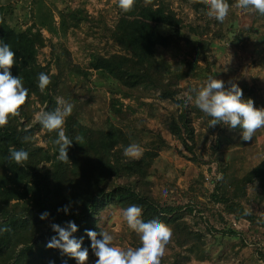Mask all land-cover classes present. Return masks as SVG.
<instances>
[{
  "label": "trees",
  "instance_id": "16d2710c",
  "mask_svg": "<svg viewBox=\"0 0 264 264\" xmlns=\"http://www.w3.org/2000/svg\"><path fill=\"white\" fill-rule=\"evenodd\" d=\"M34 1L35 21L25 28L11 22L14 14L12 4H0V40L8 43L15 53L10 71L12 75H19L28 89L18 114L10 116L8 123L0 127V264H49L50 261L54 264H76L74 258L62 254L59 249L46 247L49 239L56 235L51 225L57 223L66 227L67 221L77 225L73 235L84 237L81 246L88 248V257H95L85 230L104 231L101 225L103 212L111 205L124 209L130 204L141 207L143 219L155 214L171 228L174 242L186 253L176 251L173 260L167 264H183L184 260L191 259V251L204 243V234L192 229L184 220L187 212H194L192 205L161 204L152 192V162L159 155L160 145L145 150L138 158L126 156L124 149L134 143V135L110 123L107 129L110 147L90 155L85 153L86 150L95 138L106 131L84 125L71 112L62 127L65 135L73 140L67 149L68 159L59 160L57 146L52 142L56 131L49 132L34 121V115L40 109L36 106L37 101L43 105L44 111L57 107V89L65 69L71 67L64 58L69 53L66 49L54 54L58 68L56 73H50L51 61L44 65L39 61V50L46 45L42 28L50 25L53 11L44 0ZM179 1L188 4L197 13L208 10L203 0ZM232 2L228 0L229 4ZM70 15L72 25L93 19L87 10L80 7L74 8ZM160 25L169 27L171 33L162 32ZM182 27L183 20L176 16L167 0H134L129 11L119 10L111 31V39L122 53H92L90 66L119 81L126 98L156 97L175 101L180 106V112L177 117L174 114L170 116L167 126L183 144L193 149L189 141L194 143L196 135L190 109L183 98H177L180 92L178 80L190 71L181 65L172 69L167 60L156 55V48L167 46L172 38L190 41ZM189 28L194 31L193 26ZM256 28L252 29L255 31ZM194 42L200 48V57L207 60V78L213 74L208 59L210 43L200 38ZM72 68L88 76V71L78 66ZM40 72L48 74L50 81L43 91L37 86ZM41 130L43 133L37 135ZM39 136L45 145L39 144ZM221 143L220 140L214 146L215 151ZM9 147L23 148L28 152V159L19 165L9 160ZM217 158L225 177L228 166L223 154L218 153ZM223 181L222 177L215 183L214 199L222 201L226 210L234 213L239 220L249 221L250 226L258 222L256 214L250 211L245 214L247 208L242 204L241 197H245L249 183L257 182L261 190L259 197L264 198V158L245 174L229 179L227 188L221 192ZM65 205L68 206L67 213L62 210ZM58 208L61 210L57 211ZM44 211L49 215L42 220L39 216ZM259 220L264 227V220ZM132 233L138 245V234L133 230ZM259 253L264 259L263 251Z\"/></svg>",
  "mask_w": 264,
  "mask_h": 264
},
{
  "label": "rangeland",
  "instance_id": "374dc122",
  "mask_svg": "<svg viewBox=\"0 0 264 264\" xmlns=\"http://www.w3.org/2000/svg\"><path fill=\"white\" fill-rule=\"evenodd\" d=\"M44 1L52 9L53 17L50 25L42 28L46 45L39 50L38 59L43 65L51 61L50 73H56L54 54L66 49L69 53L64 58L71 65L64 71L56 99L71 103L72 112L84 125L106 131L92 141L85 153L94 155L110 147L107 133L110 123L134 135L133 144L141 151L139 157L145 150L160 145L159 155L152 162V192L161 204L192 205L194 212H187L184 220L192 229L204 234V243L194 248L191 259L184 260L183 264H264L259 253L260 250L264 253V227L259 220H264V198L259 197L258 183H249L245 197H241L242 204L259 218L252 226L246 219L236 218L222 201L213 197L218 180L224 178L222 192L229 179L245 174L264 158V126L254 132L251 140L243 141L239 128L229 129L221 124L208 126L211 117L197 112L194 102L189 101L187 105L196 136L194 143L189 141L193 149L188 148L167 126L170 116L177 117L180 112L175 101L156 97L126 98L119 81L90 66L92 53H122L111 39L120 10L117 0ZM7 3L14 7L11 17L14 25L25 28L35 21L34 0H0V4ZM167 3L183 20L182 30L190 38V41L172 38L167 46L156 48L157 57L167 60L172 69L181 65L190 71L178 80L177 98L185 100V93L191 94L190 89L202 86L206 80L207 60L200 57V48L194 42L200 38L210 43L208 59L214 77L222 79L225 87L232 82L238 83L243 98L250 97L255 107H264V15L254 9L237 8L233 0L228 15L220 22L209 17L207 12H195L179 0H167ZM78 7L87 10L93 19L72 25L70 12ZM159 27L162 32L171 33L169 27ZM254 27H257L255 31ZM72 66L88 71V76ZM36 106L40 107L38 111L43 108L39 101ZM41 133L43 130L37 135ZM220 140L222 143L215 151L214 146ZM38 142L45 145L40 136ZM220 152L228 166L225 177L219 169L217 154ZM122 210L111 205L103 212L101 225L113 236V246L126 250L138 245L122 218ZM180 250L171 235L159 258L160 264L169 263ZM181 252L186 253V250ZM95 259L88 257L85 264H93Z\"/></svg>",
  "mask_w": 264,
  "mask_h": 264
},
{
  "label": "clouds",
  "instance_id": "9594fccd",
  "mask_svg": "<svg viewBox=\"0 0 264 264\" xmlns=\"http://www.w3.org/2000/svg\"><path fill=\"white\" fill-rule=\"evenodd\" d=\"M207 4V15L222 22L229 12L228 0H203ZM134 0H117L119 9L129 11ZM237 8L254 9L264 15V0H236ZM14 51L10 45L0 40V127L8 123L10 116L19 112L21 105L25 103L28 89L23 85L19 75L11 74V66L14 64ZM49 75L38 73L37 86L43 91L49 84ZM185 93V102L192 101L205 115L211 117L208 126L221 124L229 129L239 128L240 138L248 141L253 138L254 132L264 126V107H255L252 98H243L242 88L238 83L232 82L228 87L222 79L209 74L202 86L190 89ZM57 107L51 111L40 110L35 113L34 121L38 122L49 132L55 130L56 138L52 141L57 146V159L67 158L68 146L72 140L65 135L62 125L65 118L72 112L73 105L57 98ZM126 156L139 157L141 151L137 145H129L124 149ZM8 159L16 164H22L28 159V152L9 147ZM61 209L58 208L57 211ZM67 213L68 206H62ZM249 214V209L244 210ZM122 218L127 227L138 234L139 244L122 250L112 244L113 236L106 231L99 233L92 229H86L85 233L90 240V245L96 259L93 264H160L164 246L169 241L171 228L159 217L153 214L148 219L142 218V209L136 204H130L122 210ZM49 213H40L39 218L45 219ZM67 226L53 223L52 229L56 235L52 236L46 247L59 249L62 254L75 259L76 264H85L88 259V248H82L83 236L77 238L73 235L77 231V225L73 221H67ZM99 237V238H98ZM49 264H54L50 261Z\"/></svg>",
  "mask_w": 264,
  "mask_h": 264
}]
</instances>
